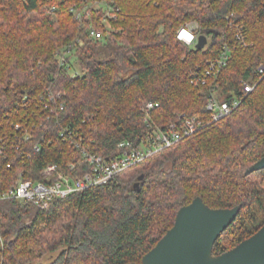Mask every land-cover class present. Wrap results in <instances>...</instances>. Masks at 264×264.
<instances>
[{
	"label": "trees",
	"instance_id": "trees-1",
	"mask_svg": "<svg viewBox=\"0 0 264 264\" xmlns=\"http://www.w3.org/2000/svg\"><path fill=\"white\" fill-rule=\"evenodd\" d=\"M83 10L91 15L78 19ZM107 12L113 17L105 22ZM190 22L198 24L199 35H208L204 49L178 39ZM93 27L103 38L90 36ZM227 42V66L209 85H196L194 74ZM69 48L82 68L74 74L56 56ZM261 67L264 0H0V190L22 169L37 179L50 163L74 177L89 171L76 141L109 158L121 142L142 141L149 125L167 130L186 117L209 123L211 90L230 102L242 94L244 82L257 83L230 115L108 185L55 199L46 209L4 201L0 264H142L179 210L197 197L215 209L242 206L214 255L255 234L264 225V169L247 170L264 157ZM49 89L66 94L61 125L52 130L42 126ZM146 101L161 105L147 112ZM52 253H58L52 262H40Z\"/></svg>",
	"mask_w": 264,
	"mask_h": 264
},
{
	"label": "built area",
	"instance_id": "built-area-1",
	"mask_svg": "<svg viewBox=\"0 0 264 264\" xmlns=\"http://www.w3.org/2000/svg\"><path fill=\"white\" fill-rule=\"evenodd\" d=\"M83 14L90 16L91 11H78V19H81ZM108 17H113V15L107 12V15L104 17L105 22L108 21ZM198 29L199 26L197 23H187L179 30L178 39L188 45H196L200 37ZM90 36L94 39H101L104 33L93 27L90 30ZM236 37L240 39L241 34H237ZM231 52L229 43H225L219 57L209 61L205 69H201L200 72L194 74L195 78L193 82L198 86L209 85L210 80L217 78L227 66ZM71 53L72 50L69 48L67 51L59 52L56 55L62 66L66 64L70 66L67 59H69ZM260 72L264 73L263 67L260 68ZM256 86V82H244L242 94L230 102L219 98L215 89L211 90L207 99V109L211 112V121L209 123L219 121L230 115L242 104L244 98L255 90ZM49 95V102L46 108L50 111L47 113L45 120H43L42 126L52 130L61 125V119L66 110V104L63 100L66 94L61 91L55 92L53 89H49ZM144 105L145 110L150 112L160 107L161 103L146 101ZM209 123L197 117H186L181 123H172L167 130L149 125L150 130L142 141L138 144L132 141L121 142L118 145L116 155L109 158L91 153L88 149L82 147L80 142L76 141V146L82 150L85 161L90 166L89 171L81 176L74 177L70 173L62 171L57 163H50L39 172L37 179H30L26 175L25 170L22 169L18 172L17 178L8 189L0 190V205L6 200H20L46 209L55 199L66 198L77 192L108 185L125 171L141 164L163 150L174 146ZM17 129H21V125H17ZM60 131H62V135L65 134V130ZM29 138L28 133H25L24 139L27 141ZM34 148L37 152L41 150V146L38 144ZM9 167L11 168V164H9ZM76 167L77 164H71L69 169L74 171ZM0 241L3 245L5 244L1 231Z\"/></svg>",
	"mask_w": 264,
	"mask_h": 264
},
{
	"label": "water",
	"instance_id": "water-1",
	"mask_svg": "<svg viewBox=\"0 0 264 264\" xmlns=\"http://www.w3.org/2000/svg\"><path fill=\"white\" fill-rule=\"evenodd\" d=\"M208 42V35L202 34L196 48L204 49ZM263 169L264 157L253 164L247 174ZM144 178L142 175L136 183L138 190ZM241 208L238 205L215 209L197 197L179 210L174 226L143 257L142 264H264V225L234 248L214 255L216 241L236 220Z\"/></svg>",
	"mask_w": 264,
	"mask_h": 264
},
{
	"label": "rangeland",
	"instance_id": "rangeland-1",
	"mask_svg": "<svg viewBox=\"0 0 264 264\" xmlns=\"http://www.w3.org/2000/svg\"><path fill=\"white\" fill-rule=\"evenodd\" d=\"M98 5L99 4L96 3L95 7H98ZM209 41H210V39H209ZM69 57L70 58L67 60L70 62L69 64L72 65V67L70 69L71 73L74 74L75 72H80L82 70V68H81V64L79 62V57L74 52H72L69 55ZM144 104H145V102H144ZM231 243H232V238L229 239V237H226L225 244L230 245ZM57 255H58V253L47 254L42 260H40V262L50 263L57 257Z\"/></svg>",
	"mask_w": 264,
	"mask_h": 264
}]
</instances>
